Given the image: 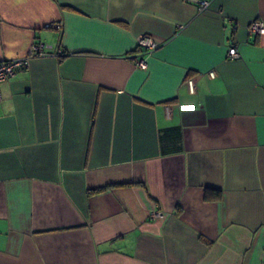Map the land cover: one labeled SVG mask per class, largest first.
<instances>
[{
	"label": "crops",
	"instance_id": "crops-1",
	"mask_svg": "<svg viewBox=\"0 0 264 264\" xmlns=\"http://www.w3.org/2000/svg\"><path fill=\"white\" fill-rule=\"evenodd\" d=\"M200 1L0 0V264H264V0Z\"/></svg>",
	"mask_w": 264,
	"mask_h": 264
},
{
	"label": "built area",
	"instance_id": "built-area-1",
	"mask_svg": "<svg viewBox=\"0 0 264 264\" xmlns=\"http://www.w3.org/2000/svg\"><path fill=\"white\" fill-rule=\"evenodd\" d=\"M212 1L213 0H201L198 5L199 9L200 10L207 9ZM58 26L59 25H56V27ZM247 29L249 33L263 34L264 24L259 20H253L248 24ZM156 46H157V43L153 41L151 37L147 35H141L137 39L136 48L138 50H141V49L153 50L156 48ZM43 48L44 46L42 43H33L30 47L29 54L26 55L25 57H14V58L6 59V60L5 59L0 60V85L4 80H6L9 76H11L15 71L24 67L32 55L46 54ZM228 55L232 58L237 57L238 52L236 48L233 46L229 47ZM145 63L146 62L143 57H139L136 62V64L139 67H145L146 66ZM210 73L213 74V72H210ZM189 84L191 87L193 86L192 81H189ZM0 99H1V91H0Z\"/></svg>",
	"mask_w": 264,
	"mask_h": 264
},
{
	"label": "trees",
	"instance_id": "trees-1",
	"mask_svg": "<svg viewBox=\"0 0 264 264\" xmlns=\"http://www.w3.org/2000/svg\"><path fill=\"white\" fill-rule=\"evenodd\" d=\"M59 53H60V55L63 54L62 52H59Z\"/></svg>",
	"mask_w": 264,
	"mask_h": 264
},
{
	"label": "rangeland",
	"instance_id": "rangeland-1",
	"mask_svg": "<svg viewBox=\"0 0 264 264\" xmlns=\"http://www.w3.org/2000/svg\"><path fill=\"white\" fill-rule=\"evenodd\" d=\"M59 27V26H58Z\"/></svg>",
	"mask_w": 264,
	"mask_h": 264
}]
</instances>
